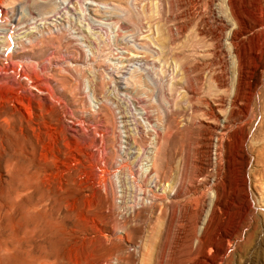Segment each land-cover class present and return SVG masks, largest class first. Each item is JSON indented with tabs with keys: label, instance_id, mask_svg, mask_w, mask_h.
Instances as JSON below:
<instances>
[{
	"label": "rangeland",
	"instance_id": "obj_1",
	"mask_svg": "<svg viewBox=\"0 0 264 264\" xmlns=\"http://www.w3.org/2000/svg\"><path fill=\"white\" fill-rule=\"evenodd\" d=\"M241 4L244 30L228 0H0V264H264Z\"/></svg>",
	"mask_w": 264,
	"mask_h": 264
},
{
	"label": "bare ground",
	"instance_id": "obj_2",
	"mask_svg": "<svg viewBox=\"0 0 264 264\" xmlns=\"http://www.w3.org/2000/svg\"><path fill=\"white\" fill-rule=\"evenodd\" d=\"M229 1V5H230V8L232 9L233 11V14H234V17L236 19V23L238 24L240 30H244L248 27V24H247V21H246V18H245V15H244V12H245V6H243L241 4V0H228ZM264 1V0H263ZM243 2V1H242ZM237 35H238V32H236L232 38H233V45H235V47H238L239 49V59L241 61V63H244L245 62V52H246V49L244 47V45L241 43V42H238L236 41L235 39H237ZM239 39V38H238ZM255 43V42H254ZM257 55V54H256ZM261 58V57H260ZM238 59V58H237ZM238 66V65H237ZM242 75V74H241ZM245 126V125H244ZM243 129V128H241ZM242 133H243V130H242ZM241 135V134H240ZM239 135V136H240ZM242 136H240V139H241ZM238 139V138H237ZM239 141V140H238ZM244 143V142H243Z\"/></svg>",
	"mask_w": 264,
	"mask_h": 264
}]
</instances>
